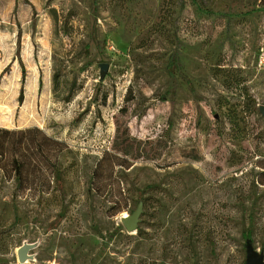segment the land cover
Returning a JSON list of instances; mask_svg holds the SVG:
<instances>
[{
    "label": "rangeland",
    "instance_id": "374dc122",
    "mask_svg": "<svg viewBox=\"0 0 264 264\" xmlns=\"http://www.w3.org/2000/svg\"><path fill=\"white\" fill-rule=\"evenodd\" d=\"M259 1L0 0V128L56 141L0 171V264L264 260Z\"/></svg>",
    "mask_w": 264,
    "mask_h": 264
},
{
    "label": "trees",
    "instance_id": "16d2710c",
    "mask_svg": "<svg viewBox=\"0 0 264 264\" xmlns=\"http://www.w3.org/2000/svg\"><path fill=\"white\" fill-rule=\"evenodd\" d=\"M264 6V0L259 1ZM178 59L175 54H171L167 63V70L170 76H175L178 70ZM22 67V74H23ZM23 78L18 94V101H23ZM189 83V81H187ZM32 133L42 134L36 130H10L0 128V171L8 178L14 176L19 184L27 186V174L36 171L39 168L40 161L44 158V140L56 144L54 139L46 136L39 139ZM259 172L256 175L254 185L264 186V161L258 162ZM56 180V179H55ZM260 197V196H259ZM248 239L251 238V231L246 233Z\"/></svg>",
    "mask_w": 264,
    "mask_h": 264
},
{
    "label": "water",
    "instance_id": "95a60500",
    "mask_svg": "<svg viewBox=\"0 0 264 264\" xmlns=\"http://www.w3.org/2000/svg\"><path fill=\"white\" fill-rule=\"evenodd\" d=\"M100 78H103L108 71V63H100ZM260 111L264 115V107L260 108ZM142 211V204L139 203L136 209L131 214H124L121 217V223L127 231H134L139 222V215ZM246 260L244 264H264L263 254L259 253L253 247L252 241L247 239L246 241ZM30 249V245H23L18 248L17 256L20 262L24 263L27 259V251Z\"/></svg>",
    "mask_w": 264,
    "mask_h": 264
}]
</instances>
